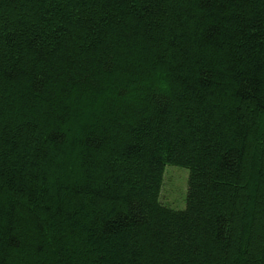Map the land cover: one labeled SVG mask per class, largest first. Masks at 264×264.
<instances>
[{
	"label": "trees",
	"instance_id": "trees-1",
	"mask_svg": "<svg viewBox=\"0 0 264 264\" xmlns=\"http://www.w3.org/2000/svg\"><path fill=\"white\" fill-rule=\"evenodd\" d=\"M0 264H264V0H0Z\"/></svg>",
	"mask_w": 264,
	"mask_h": 264
},
{
	"label": "rangeland",
	"instance_id": "rangeland-1",
	"mask_svg": "<svg viewBox=\"0 0 264 264\" xmlns=\"http://www.w3.org/2000/svg\"><path fill=\"white\" fill-rule=\"evenodd\" d=\"M188 169L173 165H166L158 195L162 205L182 210L186 205L188 189Z\"/></svg>",
	"mask_w": 264,
	"mask_h": 264
}]
</instances>
